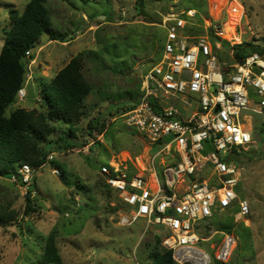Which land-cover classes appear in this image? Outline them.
Masks as SVG:
<instances>
[{
  "label": "rangeland",
  "instance_id": "rangeland-1",
  "mask_svg": "<svg viewBox=\"0 0 264 264\" xmlns=\"http://www.w3.org/2000/svg\"><path fill=\"white\" fill-rule=\"evenodd\" d=\"M29 1L0 0V50L11 28L9 10L23 11ZM185 1L146 0L142 13L137 0H49L51 28L63 39L51 42L47 34L42 36L40 48L33 52V79L24 85L26 96L23 101L16 98L6 109V116L19 108L47 112L42 85L49 84L75 57L81 59L93 89L77 125L53 123L55 130L45 147L54 160L49 162L47 157L42 167L34 169L33 212L25 214L26 196L12 181V175L0 177V216L4 218L0 226V264H38L49 236L55 239L61 264H150L148 252L155 236L166 235V231L147 228L144 219L131 226L119 225L123 204L98 170L111 160L118 167L125 163L132 167L136 157L146 160V155L156 153L157 149L148 153L150 144L144 134L128 127L121 114L123 107L139 99L141 75L161 59L165 42L163 15L171 10H191L185 8ZM206 1L207 17L195 10L198 25L211 32L213 26L228 25L230 20L240 41L233 39L234 45L247 42L264 48V0ZM200 30L195 32H204ZM24 62L27 67L29 60ZM221 62V69L237 64L226 45ZM42 69H51L47 77L42 75ZM242 114L252 119L249 126L254 142L228 155L243 168L237 193L240 200L248 203L250 214L237 221L230 217L235 207L217 211L199 223L202 240L197 246L210 255L212 264H221L216 254L225 235L237 240L228 264H264V115L246 111ZM97 122L105 125L101 140L98 130H89V123ZM60 138L72 141L76 147L58 149L55 142ZM139 163L144 164L141 159ZM140 164L136 163L142 170ZM0 168H4L3 163ZM55 168L60 176L54 175ZM186 180L193 182L190 177Z\"/></svg>",
  "mask_w": 264,
  "mask_h": 264
},
{
  "label": "built area",
  "instance_id": "built-area-1",
  "mask_svg": "<svg viewBox=\"0 0 264 264\" xmlns=\"http://www.w3.org/2000/svg\"><path fill=\"white\" fill-rule=\"evenodd\" d=\"M196 14L171 10L163 15L161 59L141 75L139 99L121 114L128 127L144 134L149 151L157 149L156 153L148 156L142 170L118 167L113 161L98 170L124 205L119 225L144 219L147 228L165 230L162 246L173 253L177 264H212L210 255L197 246L202 240L197 229L201 221L235 207L230 217L242 221L249 216L248 203L237 193L243 168L228 154L254 141L252 119L242 112L264 115V56L254 52L236 60L234 67L221 69L224 45L234 54L238 30L229 32L228 25L217 24L209 32L194 21ZM198 28L204 32L193 34ZM32 55L33 51L26 53V82L33 79ZM25 96L23 86L16 98L23 101ZM52 160L53 154L48 156ZM34 173L24 163L11 176L31 198L36 195ZM53 173L60 176L56 168ZM236 246V238L225 235L218 261L229 262Z\"/></svg>",
  "mask_w": 264,
  "mask_h": 264
},
{
  "label": "trees",
  "instance_id": "trees-1",
  "mask_svg": "<svg viewBox=\"0 0 264 264\" xmlns=\"http://www.w3.org/2000/svg\"><path fill=\"white\" fill-rule=\"evenodd\" d=\"M48 2L49 0H30L23 11L9 10L11 28L0 52V164L4 165V168H0V177L12 175L16 168L24 163L34 169L42 167L49 154L45 142L55 130L53 123L77 125L85 114L84 103L93 89L86 77L81 59L75 57L55 75L49 84L42 85L41 95L48 107L47 112L19 108L10 116H6V109L16 101L18 91L26 82L27 69L24 62L26 53L35 52L40 48L41 38L45 34L49 36L50 41L63 39L62 34L51 28ZM137 5L144 13L146 0H137ZM184 5L186 9H194L208 16L206 0H186ZM163 47L164 45L161 51ZM232 48L233 56L237 61H241L254 52L264 56V48L251 43L242 42ZM34 59L32 55L31 60ZM133 105L123 109H129ZM89 130H98L100 134H103L105 125L99 122L89 123ZM55 143L58 149L75 146L72 141H66L63 138ZM12 165L15 166L12 167ZM32 204V198L26 196V215L34 211ZM3 222L4 218L0 216V226ZM164 236V233L155 236L154 245L148 252L150 264H177L173 259V253L162 246ZM61 262L55 239L49 236L38 264H61Z\"/></svg>",
  "mask_w": 264,
  "mask_h": 264
},
{
  "label": "crops",
  "instance_id": "crops-1",
  "mask_svg": "<svg viewBox=\"0 0 264 264\" xmlns=\"http://www.w3.org/2000/svg\"><path fill=\"white\" fill-rule=\"evenodd\" d=\"M27 4H28V2H26ZM26 4V5H27ZM11 24V23H10ZM51 42H53V41H51ZM3 43H4V39L2 40V42H1V49H2V46H3ZM0 52H1V50H0ZM35 62H36V59L34 60ZM51 70V69H50ZM50 70H41V72H42V75L44 76V77H47L48 76V71H50ZM105 133V132H104ZM104 133L103 134H101V136L99 137V139L98 140H101V137H103L104 136ZM254 142V141H253ZM92 143H90L89 144V146L91 145ZM252 144V143H251ZM148 150V153H149V148L147 149ZM136 159V163H138L139 164V160L141 159L142 160V162L144 163V161H147L148 160V156L146 155V160H145V158L144 159H142V157H140V156H138V157H136L135 158ZM111 161H113V160H111ZM130 161H133V159H130ZM127 163L129 162V161H126ZM133 163V162H132ZM136 163H133V167L136 169V170H140L139 168H138V166L136 165ZM125 165H126V163H125Z\"/></svg>",
  "mask_w": 264,
  "mask_h": 264
},
{
  "label": "bare ground",
  "instance_id": "bare-ground-1",
  "mask_svg": "<svg viewBox=\"0 0 264 264\" xmlns=\"http://www.w3.org/2000/svg\"><path fill=\"white\" fill-rule=\"evenodd\" d=\"M230 24V25H229ZM229 24H228V31L229 32H232V31H234L235 30V27L236 26H234L233 24H232V22L229 20ZM235 38H234V41L235 42H239V38L237 37V36H234ZM140 164V163H139ZM141 166H142V168H145V165L144 164H140Z\"/></svg>",
  "mask_w": 264,
  "mask_h": 264
}]
</instances>
